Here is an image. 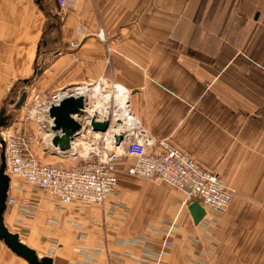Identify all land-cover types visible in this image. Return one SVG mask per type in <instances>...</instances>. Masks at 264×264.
<instances>
[{
    "label": "crops",
    "instance_id": "1",
    "mask_svg": "<svg viewBox=\"0 0 264 264\" xmlns=\"http://www.w3.org/2000/svg\"><path fill=\"white\" fill-rule=\"evenodd\" d=\"M96 83L126 90L139 123L221 174L235 199L195 223L167 184L123 181L103 205L64 206L10 174L8 229L53 264H264V0H0V110L10 98L5 129L31 136L37 160L86 154L102 92L87 95L69 151L33 96ZM0 264L29 263L0 239Z\"/></svg>",
    "mask_w": 264,
    "mask_h": 264
},
{
    "label": "built area",
    "instance_id": "2",
    "mask_svg": "<svg viewBox=\"0 0 264 264\" xmlns=\"http://www.w3.org/2000/svg\"><path fill=\"white\" fill-rule=\"evenodd\" d=\"M59 1L61 6L66 5V0ZM113 89L111 92L106 90L105 84L96 83L67 88L51 95L36 93L32 101L34 115L46 113L66 96L84 94L87 98V95L101 91L94 104L96 112L93 117L100 121L109 120V128L91 137L86 154L74 152L75 159L80 158L67 164L40 162L30 153L31 136L23 132L7 134L1 131L0 139L6 148V172L20 175L48 191L61 205L81 203L92 206L103 205L115 192L119 173L124 169L131 176L176 187L187 197H195L207 212L208 209L224 212L234 200L236 190L221 174L204 166L170 138L152 136L131 112L126 90L115 85ZM101 110L104 117L99 119ZM117 121L121 123L117 125ZM89 126L87 131H93ZM118 134H123L119 143ZM74 144L73 141L72 148ZM8 204L15 205L16 201L8 198ZM184 204L187 205L186 200ZM170 248L171 243L164 242L159 258Z\"/></svg>",
    "mask_w": 264,
    "mask_h": 264
},
{
    "label": "water",
    "instance_id": "3",
    "mask_svg": "<svg viewBox=\"0 0 264 264\" xmlns=\"http://www.w3.org/2000/svg\"><path fill=\"white\" fill-rule=\"evenodd\" d=\"M42 0H37L41 4ZM41 73V69L37 71ZM24 85L28 87L31 80H25ZM28 97V92L24 91L18 101L12 100L10 104L14 105L16 109L22 108ZM87 98L84 94L69 95L64 97L58 104H53L46 112L48 118L53 119L52 124L47 122V125L54 133L53 144L61 151H69L72 149L74 139L79 136L83 129L85 117L87 116ZM7 104L0 110V131L8 126L9 115L6 114ZM75 115V116H74ZM121 122L117 121L119 125ZM90 125L93 130L105 132L109 128L110 121L97 120L92 117ZM119 143L123 139V134L116 136ZM2 144L1 165H0V239H2L7 246L20 257L27 260L29 264H53L50 257L40 258L38 253L24 242L20 240L18 234L11 232L5 224V212L8 207L9 188L11 178L6 172V148L5 143L0 139ZM189 210L193 216L195 223H199L207 214L206 209L200 204L195 197H190L187 201Z\"/></svg>",
    "mask_w": 264,
    "mask_h": 264
},
{
    "label": "rangeland",
    "instance_id": "4",
    "mask_svg": "<svg viewBox=\"0 0 264 264\" xmlns=\"http://www.w3.org/2000/svg\"><path fill=\"white\" fill-rule=\"evenodd\" d=\"M9 101H10V98H9V100L7 101V105H9ZM98 104V103H97ZM6 127H4L1 131H4L5 133H7V131H6V129H5ZM0 131V132H1ZM8 134V133H7ZM1 137V136H0ZM0 152H2V144H1V142H0ZM0 156H1V153H0ZM75 162V161H74ZM122 171V172H121ZM121 173H119V175H120V180H119V182H118V185H117V187H116V190L117 189H119V186H120V184L124 181L126 184H128V183H130L129 181H135L136 182V184H142L143 182H145V181H149L148 179H144V178H140V177H135V176H131V175H129V174H127L126 173V171L124 170V169H121ZM10 176V175H9ZM151 181V180H150ZM167 186H169L170 188L172 187V188H175V189H177L176 187H174V186H171V185H169V184H167ZM234 188V187H233ZM235 189V188H234ZM115 190V191H116ZM177 190H179V189H177ZM236 190V189H235ZM180 191V190H179ZM236 195H237V192H236ZM236 195H235V197H236ZM188 199H189V197H185V199L184 200H186V201H188ZM235 199V198H234ZM227 210V209H226ZM225 210V211H226ZM139 211H142V210H139Z\"/></svg>",
    "mask_w": 264,
    "mask_h": 264
},
{
    "label": "bare ground",
    "instance_id": "5",
    "mask_svg": "<svg viewBox=\"0 0 264 264\" xmlns=\"http://www.w3.org/2000/svg\"><path fill=\"white\" fill-rule=\"evenodd\" d=\"M122 100H124V98L122 99ZM201 204V203H200ZM202 205V204H201ZM203 206V205H202ZM204 207V206H203ZM205 208V207H204Z\"/></svg>",
    "mask_w": 264,
    "mask_h": 264
}]
</instances>
